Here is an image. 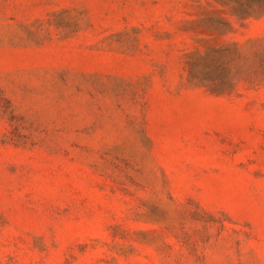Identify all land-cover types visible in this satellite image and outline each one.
Segmentation results:
<instances>
[{
    "label": "rangeland",
    "instance_id": "rangeland-1",
    "mask_svg": "<svg viewBox=\"0 0 264 264\" xmlns=\"http://www.w3.org/2000/svg\"><path fill=\"white\" fill-rule=\"evenodd\" d=\"M0 264H264V0H0Z\"/></svg>",
    "mask_w": 264,
    "mask_h": 264
},
{
    "label": "clouds",
    "instance_id": "clouds-1",
    "mask_svg": "<svg viewBox=\"0 0 264 264\" xmlns=\"http://www.w3.org/2000/svg\"><path fill=\"white\" fill-rule=\"evenodd\" d=\"M239 67H241L242 69L244 68V67H246L245 65H239Z\"/></svg>",
    "mask_w": 264,
    "mask_h": 264
}]
</instances>
